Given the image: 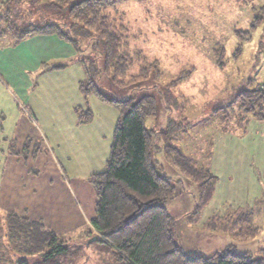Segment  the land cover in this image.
<instances>
[{"label":"rangeland","instance_id":"rangeland-1","mask_svg":"<svg viewBox=\"0 0 264 264\" xmlns=\"http://www.w3.org/2000/svg\"><path fill=\"white\" fill-rule=\"evenodd\" d=\"M44 1L47 2L45 5L30 7L29 16L16 17L15 12L16 27L22 29L30 22L41 23V17L68 22L72 30L69 33L75 37L82 35L84 54L89 59L94 78L104 91L112 97L156 95L160 99L159 113L147 117L146 126L160 131L167 127L170 117L182 121L187 125L186 130L177 133L170 142L218 178L213 198L199 215L195 214L198 184L167 161L162 152L157 153V165L162 174L176 184L174 197L164 204L173 217L176 238L185 251L192 256L208 257L229 247L264 257V199L261 200L264 193V122L248 116L243 119L240 114L229 111L231 121L222 125L212 115L217 106L235 98L233 94L264 81V20L251 37L237 35V31L251 30L257 17L264 16V0H122L118 6L110 7L114 20L125 30L127 45L133 52H139L130 72L136 73L157 64L154 71L149 67L152 78L124 86L114 85L111 76L104 71L103 44L99 34H82L83 29L66 15V11L59 13L49 5L53 0ZM12 37L11 34L0 37V43L1 39L4 40L2 44L7 40L14 41ZM223 47L225 55L222 57ZM236 51L241 53L238 58L234 55ZM183 74L189 75L173 88L172 82ZM32 97L28 109H36L42 128L52 130L45 116L46 112L48 114L47 103H43L37 94ZM95 102L98 98L92 95L91 104ZM0 103L12 106L13 98L5 97L0 90ZM109 108L117 114L115 107ZM98 112L97 125L90 130L97 142L94 148L104 153L106 159L116 117L106 119L103 110L100 114ZM25 127L30 134L40 126L31 124ZM103 131L106 137L102 136ZM155 140L157 145L165 146L163 140ZM18 166L17 179L31 181L27 174H23L26 170L24 163L20 162ZM2 167L4 169L5 165ZM39 174L33 175L32 171L33 184L29 186L14 182L16 188L28 189V193L16 197L17 190L12 189L13 198L6 201L7 206L0 205V264H17L26 256L25 252L16 251L22 247L13 241L14 244H10L12 228L4 212H13L10 209L22 211L29 206L28 210L43 215V211L49 209L39 203L50 195L65 204V207L54 208L63 214L62 217L51 218L52 214H46L45 218L68 248L60 255L61 264H121L115 249L92 234L90 221L95 215L96 193L89 181L80 182L81 186H87L80 192L73 181L71 191L63 188L47 190L50 187L46 183L48 174ZM7 175L5 173L0 183L4 193ZM32 186L38 187L34 188L36 196H31ZM258 196L261 201L256 203ZM28 215L38 217L33 213ZM213 221L218 222L216 228ZM251 226L260 232L255 233L254 229L253 232ZM26 257L31 264L43 259L40 254Z\"/></svg>","mask_w":264,"mask_h":264},{"label":"trees","instance_id":"trees-1","mask_svg":"<svg viewBox=\"0 0 264 264\" xmlns=\"http://www.w3.org/2000/svg\"><path fill=\"white\" fill-rule=\"evenodd\" d=\"M121 2L122 0H53L49 5L59 13L66 11V15L83 29L82 34H99L103 44L104 71L111 76L114 85L124 86L136 84L140 79L152 78L150 70L154 71L157 64H151L150 70L148 67L136 73L130 72L134 57L139 52H133L127 45L125 30L121 24L119 27L109 11L110 7L118 6ZM46 3L44 0L0 1V37L11 34L14 42H19L33 35H56L71 43L77 51V61L83 64L87 73V78L80 83L82 93L86 98L96 96L119 112L106 169L89 178L96 193L95 215L90 221L92 234L115 249L121 264H264V257L241 253L229 247L208 257L192 256L185 251L176 238L173 217L164 204L174 197L176 184L170 177L162 174L157 165V153L162 152L167 161L198 184V202L193 211L195 214L199 215L213 198L218 178L209 169L201 168L193 157L170 142L177 133L186 130L187 125L182 121L170 117L167 127L160 131L146 126L145 119L159 113L160 99L156 95L146 93L138 98L112 97L104 91L94 78L89 59L84 54L82 35L75 37L69 33L72 30L68 22L41 17V23L30 22L28 27L22 29L16 27L15 12L16 17L29 16L30 7ZM263 20L264 16L257 17L251 30L237 31V35L251 37ZM239 49L241 51V47ZM222 50L220 55L223 57L225 48ZM234 55L238 58L241 53L236 51ZM219 63L224 62L219 60ZM66 65L44 63L42 71L61 70ZM188 75H180L178 80L172 82V87L178 86ZM232 96L235 98L227 104L217 106L212 112L222 125L231 121L232 114L229 111L240 114L243 119L248 116L264 121V81ZM169 98L171 99L170 96ZM77 114L81 124L93 121L94 113L90 107L77 108ZM190 126L191 124L188 128ZM156 138L163 140L165 146L157 145ZM4 213L12 228L10 244L16 243L18 247H22L17 252H25L26 256L43 255V259L34 264L62 263L60 255L68 248L62 243L63 238L59 233L42 219H34L14 211ZM215 223L216 228L218 222ZM253 229L255 233L260 232L251 226V230ZM250 235L248 237H252ZM26 256L17 264H31Z\"/></svg>","mask_w":264,"mask_h":264},{"label":"crops","instance_id":"crops-1","mask_svg":"<svg viewBox=\"0 0 264 264\" xmlns=\"http://www.w3.org/2000/svg\"><path fill=\"white\" fill-rule=\"evenodd\" d=\"M3 41L1 39L0 43V90L5 97L12 96L13 104L8 107L0 105V183L5 173L8 174L4 183L5 193L2 187L0 188V205H6V201L13 198L12 189L17 190L16 197L28 193V189L16 188L14 182L23 186L33 184L32 171L33 175L36 172L48 174L49 180L46 183L50 187L47 190L63 188L71 191L73 181L76 182L74 184L77 190L82 191L87 186H81L80 182L89 181L92 174L104 171L110 155H106L105 159V154L94 148L97 142L90 128L97 125L96 112L99 111L100 114V110H103L106 119L116 117V124L119 112L115 115L109 108L111 106H106L99 99L91 104L92 95L86 98L82 93L80 83L87 78V73L83 64L77 61V51L71 43L56 35H33L19 42L7 40L2 44ZM51 62L67 65L61 70L43 72V64ZM36 94L43 103H47L45 104L48 114L46 109L44 111L52 130H44L39 123L37 110L33 107L28 109L33 100L32 95ZM87 107L94 113L93 121L81 124L77 108ZM31 124L41 128H35L33 133L27 134L25 126L30 127ZM29 127L28 130L32 131ZM102 136L106 137V133H102ZM20 162H23L26 168L23 174H27L31 181H27V178L17 179ZM2 164L5 165L4 169ZM70 165H73V168ZM47 185L45 184L46 188ZM34 188L38 187L32 186L31 196L37 195ZM259 196L256 203L264 199V193L261 200ZM60 201L62 200L51 195L45 200L41 199L39 204L49 209L43 211V215L28 210L29 206L22 208V211L10 210L29 217L32 216L28 213L36 214L38 217L32 218L42 219L48 224L45 219L47 215L52 214L51 218L63 216L54 209L59 205L65 207ZM34 206L36 205L33 204Z\"/></svg>","mask_w":264,"mask_h":264},{"label":"built area","instance_id":"built-area-1","mask_svg":"<svg viewBox=\"0 0 264 264\" xmlns=\"http://www.w3.org/2000/svg\"><path fill=\"white\" fill-rule=\"evenodd\" d=\"M0 1H4V0H0Z\"/></svg>","mask_w":264,"mask_h":264}]
</instances>
